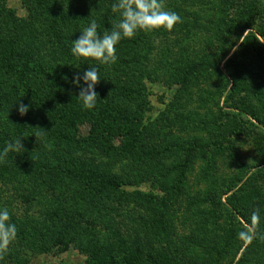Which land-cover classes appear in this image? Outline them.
Listing matches in <instances>:
<instances>
[{"label": "rangeland", "instance_id": "374dc122", "mask_svg": "<svg viewBox=\"0 0 264 264\" xmlns=\"http://www.w3.org/2000/svg\"><path fill=\"white\" fill-rule=\"evenodd\" d=\"M111 1L72 0L68 4L81 15L85 12L88 22L93 10L92 18L99 29L104 20L109 22L108 17L114 15ZM262 2L233 0L226 5L222 0H162L166 9L177 13L179 21L168 30L146 34L154 46L147 45L143 50L148 58L143 64L134 65L132 57L126 56L129 64L119 74V62L106 69L105 80L114 84L119 78L122 81L118 86H135L141 93L137 100L128 102L118 97L119 89L109 91L122 107L143 117L146 129L142 144L147 154L140 158L86 145L84 138L91 132L86 121L77 123L72 132H66L65 124L58 121L46 129L49 113L59 110V98L42 87L50 79L49 72L37 75L32 85L39 89V97L22 94L14 106L15 112L17 103L31 110L27 123L31 132L22 138L24 151L16 152L21 159L14 155L0 159V168L5 164L15 167L16 173L0 172V208L9 210L10 222L17 227L15 239L0 247V264H87L92 250L102 253L104 259L114 254L118 260L124 257L118 244L121 240L145 252L165 250L177 264H237L244 248L252 252L244 263L264 264V127L244 112L230 108L231 104L244 107L264 119V69L257 55L242 46L248 32L262 34L259 38L264 44V14L258 12ZM26 4L33 8L32 0H0L1 35L25 34L13 26L28 19ZM11 15L15 20L8 22ZM231 19L249 24L241 38L237 33L228 37L225 31L215 28L217 23ZM63 35L76 39L79 33L73 30ZM229 42L235 45L230 56L240 48L246 54L247 70L253 72L256 81H250L249 75L241 71L235 75L226 66L230 56L225 59L223 54ZM184 53L191 61L203 59L213 67L203 69L195 81L180 90V84L162 68L172 63L182 69ZM137 66L141 73L135 69ZM139 75H143L141 83ZM6 84L10 88L13 83ZM232 86L245 89L234 92L227 101ZM4 116L0 118V131L6 136L3 145L19 137L9 134L15 126L10 123L16 122L12 111ZM232 116H238V121ZM65 134L72 136L71 141ZM35 136H39V147L33 144ZM179 145L183 148H177ZM185 153L193 160L185 170L180 189L170 199L165 217L168 232L149 239L139 237L144 220L158 219L159 213L153 208L159 201L135 199L132 194L162 196L159 184L178 174L179 169L172 170L184 164ZM58 159L110 173L130 185L97 193L82 184L84 178L71 179L53 171ZM31 165L36 168L32 174ZM163 169L171 170L169 178ZM232 187L241 213L250 220L252 212H257L255 224L251 220L247 223L227 205L229 194L224 195V191ZM240 232L247 236H239Z\"/></svg>", "mask_w": 264, "mask_h": 264}, {"label": "trees", "instance_id": "16d2710c", "mask_svg": "<svg viewBox=\"0 0 264 264\" xmlns=\"http://www.w3.org/2000/svg\"><path fill=\"white\" fill-rule=\"evenodd\" d=\"M70 1L72 0H32V9L26 4L29 9L28 19L21 21L19 23L20 26L17 24V19V23H13L14 25H18L13 26V28L16 27L17 29L22 30L25 34L18 35L17 33L11 34L10 32L7 37L0 34V118L5 117V113L9 115L12 111L13 118L16 119V122L10 123V126L13 125V123H15V126L11 129L9 134L23 137L24 133L31 132L27 124L31 110L21 118L19 112L14 111V106L22 94L34 98L39 97L37 94L39 89H34L32 82H34L37 75L49 72L48 76L50 79L42 87H46L51 95L55 94V96L59 98V110L55 114L53 112L49 113L51 114V117L47 122L46 129H49V125L55 124V121H58L60 124H65L66 132H72L77 123L86 121L91 125L90 135L85 137L83 141L86 145L90 144L89 147L99 148L106 153L119 152L124 155L140 158L147 154L143 151L142 144L144 130L146 129L143 117L139 112L132 113L127 108L122 107L117 101L113 100L109 91L113 88L119 89L118 97H121L128 102L137 100V97L141 93L135 86L133 88L128 86H118L119 81H122L119 80L118 77L117 84H112L109 80H105L103 73H107L108 70L106 69H108L113 63L105 65L90 59H82L79 61L72 57L69 49L71 47V40H74V38L65 37L63 34L65 32L69 33L73 30L78 32L84 27L83 23L88 22V16L84 14L85 12H83V15L79 14L76 11L77 9L68 4ZM222 1L226 5L227 1L233 2V0ZM111 2L113 3V0ZM103 5L104 3L102 2L100 6L102 7ZM249 8L251 10L253 7L250 6ZM258 12L264 14V2L261 3ZM115 18H118L116 14L108 17L111 21H114ZM12 20L15 19H13L11 15L8 22ZM111 21L108 22L104 20L100 24L98 32L110 27ZM215 28L225 31L223 33L228 37L237 33L241 38L248 30L249 24L247 22L243 23L231 19L223 23H217ZM147 33L149 32L139 31L131 39H123L117 45V59L115 60V63L119 62L120 70L118 71V74L129 64V60L125 58L126 56L132 57L131 61L134 65H141L148 59L146 58V52L143 50L146 49L147 45L148 48L150 45L153 47L154 41L149 43L150 40L148 35H146ZM261 35L262 34L260 33L258 35L256 33L248 32V34L242 39V46H246L250 52H254L257 55L258 60L260 61V66L264 69V44L259 38ZM21 36L22 38H18ZM30 36L34 37L31 38ZM23 38H26L25 40H27V38L31 39L25 41ZM28 43L32 47L28 48ZM139 47L141 48L138 52L137 49ZM234 47L235 45H232L231 42H229L228 48L223 54L225 59L230 56ZM238 56L241 57L239 61L237 60ZM166 57L167 56L164 58ZM181 60L183 61L180 62L182 69L175 68L172 63L166 65L165 68H162L163 71H167L174 77L176 83L180 84V90L186 88L188 83L195 81L198 74H200L203 69L213 67L203 59L191 61L189 57L185 56V53L184 56L181 57ZM245 60L246 54L243 55V52L239 48L227 59L226 66L231 67L233 69V74L235 75L240 71L248 74L250 81L254 82L256 80L253 76V72L247 70ZM77 61H79V66H75ZM89 64L97 68L100 79L94 89L97 94L96 104L93 108L86 109L78 99L80 89L72 83V80L73 77L82 75L84 71L88 70L89 66L85 65ZM135 69L138 70V73H141L142 71L138 66L135 67ZM132 71L134 72V70ZM138 78L141 79L139 80V83H141L143 75H139ZM7 81H11V84L13 83L10 88H8L6 84ZM243 89H245V87L232 86L230 89L232 92L229 94L227 101L234 92L238 93V91L241 92L240 90ZM258 96L262 101L260 94H258ZM230 108L244 112L252 119L257 120L261 126L264 127V119H262L257 113L244 107L237 105L233 106V104H231ZM225 115L228 114L225 113ZM232 118L235 119V121H238L239 119L238 116H232ZM242 130L243 127L240 126L239 134L242 133ZM39 136L43 138V136ZM39 136L33 138V140L36 141L35 143L30 140L36 147H39L41 143ZM4 137L6 138L5 134L0 131V148L2 146L4 147ZM71 137L72 136H67L65 134V138L68 141H71ZM262 139L264 142V136ZM182 146L183 145H179L177 148H183ZM139 151L142 153L139 154ZM166 151H168V148L165 149V152ZM13 155L14 157H18L20 161L21 158L19 153L16 152H9L6 156L0 159H11V156ZM155 156V154L152 155V157ZM192 160L193 159L189 154L185 153L184 164L181 165V167L178 165L174 166V170L172 171L179 169L178 174H176V176L169 182L166 180L159 184L160 190L164 193L162 196H155L144 192H135L132 194L135 199H146L148 202L153 199L159 201L158 205L153 208L159 213L158 219L144 220L142 227L139 228V237L142 236L143 238L149 239L152 235L165 234L168 232L165 217L166 212L168 211L169 202L173 194L180 189L182 180L186 177L185 170L189 167ZM57 161L58 162L53 165V171H56V173L60 172L62 175L71 179H76V177L81 179L84 178L82 184L86 187H93L95 191L100 194L103 191L121 190L124 186L130 185L127 181L119 179L110 173L85 168L82 165L65 159H58ZM64 165L66 170H64ZM35 169L36 168L31 165V174L36 171ZM163 170L165 176L169 178V171L171 170ZM0 172L1 174L16 173L15 167L10 164H5V166L1 167ZM234 188L235 187L228 188L224 191V195L229 194L226 203L229 207L233 208L235 212L241 214V217L248 223L250 222L248 217L244 216L237 207L239 198L232 193ZM248 237L250 236L248 235ZM118 244L123 248L122 254L124 257L117 260L115 259L114 254H109L108 256L105 254L106 258L104 259L101 256L103 255L102 253L92 250L87 264H177L174 258L165 250L151 253L145 252L142 247L132 249L122 240L119 241ZM250 253H252L251 249L244 248L243 252L240 253V258L237 264H243Z\"/></svg>", "mask_w": 264, "mask_h": 264}, {"label": "clouds", "instance_id": "9594fccd", "mask_svg": "<svg viewBox=\"0 0 264 264\" xmlns=\"http://www.w3.org/2000/svg\"><path fill=\"white\" fill-rule=\"evenodd\" d=\"M110 8L118 18L110 22V27L100 32H98L97 20L92 18V10L87 25L78 31L79 35L76 39L71 40L69 51L72 57L90 59L105 65L114 63L117 59V45L123 39H131L139 31L168 30L180 19L176 12L164 7L162 0H113ZM99 79L97 68L90 64L89 69L82 75L73 77L72 83L80 89L78 99L86 109H91L96 104L97 94L94 89ZM16 105L21 116L29 111V108L22 103ZM22 138L9 139L3 149H0V158L9 152H23ZM258 219L257 212L253 211L250 216L252 224ZM16 233L17 227L10 222L9 210L0 208V247H5L14 240ZM238 235L245 237L247 233L240 232Z\"/></svg>", "mask_w": 264, "mask_h": 264}]
</instances>
